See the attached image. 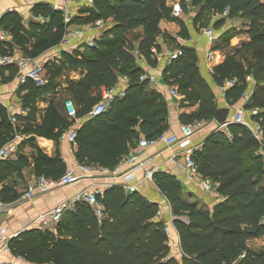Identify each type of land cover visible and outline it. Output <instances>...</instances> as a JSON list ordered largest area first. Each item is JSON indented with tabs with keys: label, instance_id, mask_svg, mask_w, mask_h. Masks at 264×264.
I'll return each mask as SVG.
<instances>
[{
	"label": "trees",
	"instance_id": "16d2710c",
	"mask_svg": "<svg viewBox=\"0 0 264 264\" xmlns=\"http://www.w3.org/2000/svg\"><path fill=\"white\" fill-rule=\"evenodd\" d=\"M170 1L93 0L90 20L110 22L95 47H85L82 53L63 52L61 60L46 63V85L37 87L28 82L20 88L22 108L28 113L19 127L13 126L7 109L0 105V150L17 135L31 136L19 144L16 158L0 161V204L10 205L21 199L8 182L15 175L22 176L27 168L32 167L37 177L52 180L67 172L61 157L46 155L35 146L33 136L62 142L63 134L72 132L77 124L65 111L69 100L77 109V119L83 122L76 130L75 142V157L80 164L114 169L136 147L141 134L154 140L169 130L168 106L159 93L147 92L148 83L140 82L145 73L138 59L155 65L151 50L161 34L160 23L179 19L172 16ZM181 6L185 12L190 6L197 8L195 26L212 25L215 32L223 30L225 18L210 21L211 13L228 10L227 18L250 23V42L215 66L213 79L219 87L228 80H237L235 87L225 93L231 106L239 104L243 93L252 87L251 102L245 107L260 110L251 118L261 125L264 144V0H191L188 4L183 0ZM34 14L44 20H33L26 26L16 12L2 17L0 29L9 33L12 41H0V56L13 55L19 48L25 57L37 60L61 45L67 31L63 13L42 4L34 8ZM139 27L142 33H137ZM180 34L190 39L184 24ZM230 34H221L215 51L229 48L233 38ZM243 54L250 59H240ZM77 69L86 71L79 81H61L66 70ZM17 72L10 67L9 79L4 81L13 80ZM121 76L130 80L126 96L113 99L103 114L92 117L93 108L102 102L103 91L117 85ZM163 76L165 83L178 86L182 108L197 106L191 114L180 115L182 124L214 120L218 109L215 95L200 73L192 48L184 47L183 55L165 67ZM249 77L255 81L254 86L247 81ZM56 94L62 95L39 116V100ZM26 146L32 147L30 155L24 154ZM260 148L247 128L235 124L228 127V135L218 132L194 152L200 174L216 184L224 198L212 213L185 203L174 177L154 175V184L169 199L176 216L173 225L180 236L182 262L170 257L166 224L157 217L158 204L139 193L128 194L119 185L98 196L104 207L102 220L91 207L79 204L64 215L55 231L33 229L11 240V255L25 259L27 264H264V250L255 252L249 247V242L264 237V164L257 154ZM243 254L245 258L240 259Z\"/></svg>",
	"mask_w": 264,
	"mask_h": 264
},
{
	"label": "crops",
	"instance_id": "0c3cea01",
	"mask_svg": "<svg viewBox=\"0 0 264 264\" xmlns=\"http://www.w3.org/2000/svg\"><path fill=\"white\" fill-rule=\"evenodd\" d=\"M182 1L183 0H171L169 4L173 8L176 3L181 4ZM184 1H186V4H188V2H190L191 0ZM42 4L49 5L54 10L61 11L62 13L63 10L67 9L69 14L72 16L71 23L68 27L69 30L72 32L82 33V35H80L79 37L71 38L68 48L72 49L73 52L79 51L82 53L85 47H87V43L92 40L95 42L98 41L102 36L103 31L107 27L106 25L104 29L98 28L96 26V23L99 20L96 22L90 20V9L92 8L91 6L93 3H88L87 0H0V20L5 14L9 12H16L22 16L25 25L28 26L29 23L34 20V8ZM197 15V8L190 6L188 7L187 12L182 11L177 21L161 22L159 25L161 34L158 36L156 44L151 50L153 54L152 61L155 65L148 64L145 59H138V65L140 68H142L144 73L156 77L158 79V82L160 83L159 86H154L151 83L147 82V92L159 93L168 106L170 126L166 134H176L181 136V126H184L186 124H182L179 121L180 115L184 113L191 114L196 110L197 106L192 108H182L181 102L183 100V96H181L180 93L178 97L171 96L169 90V86L171 85L165 83V78L163 76L164 69L167 66V58L160 56L162 51H164L165 49H170L173 51L178 49L182 45L192 48L195 51L197 57V66L200 70V73L213 90L218 107H230L233 110V116L235 114V110L243 106V100L235 106L229 105L226 99V92L223 91L221 87L217 86L214 82L213 69L215 66L222 64L228 56L233 55L245 44H248L250 42V23L244 21L241 18L229 19L226 17L223 27L224 32L230 31L231 28H236V26H240L241 30L237 29L238 32H236V35L230 40L229 48H227L225 51H215L214 48L217 46L219 39L215 45H211L208 43V39L203 36V33L200 37L197 36L195 26V19ZM106 23H108V26L110 25V22ZM182 24L187 27L190 34V39L187 40V42H181L176 39L177 37H181L183 40H186L180 34ZM235 24H239V26ZM1 31L3 30L0 29V32ZM221 34L222 33H220L219 37L221 36ZM7 35V42H11L12 37L9 33H7ZM203 38H206V41H204ZM210 45L212 47H210ZM63 49L64 48L59 47L53 49L37 59V61H43L44 63H47L50 61L61 60ZM211 49L214 50L215 53H217V57L214 62L208 61V53L209 51H211ZM14 54L17 57H25L23 52L19 48L14 49ZM135 55L137 58L139 57V53L137 50L135 51ZM85 74L86 71L82 69L71 71L66 70V73L62 77L61 81L63 83H66L68 81L76 82L79 81ZM9 76L10 67H8L4 71V79H9ZM4 79L2 84L0 85V97L4 102L3 107L6 106L7 108H9L11 114L18 116L19 110L22 108L21 95L23 94L19 92L20 86L18 83V72L13 80L4 81ZM254 83L255 81L253 80V83L251 85L254 86ZM173 86L178 88L177 85ZM129 87L130 81H125L124 76H121L119 78V83L115 85L116 93H127ZM250 90H252V87L250 88ZM105 92L106 91L104 90L101 101L105 102L108 108L110 103L112 102V99L106 97ZM61 95L62 94L47 95L40 99L38 102V107L40 109L39 116H41V113L44 112V110L52 100L59 99ZM250 118L251 116L248 115L247 119L249 120ZM82 123V120H79L74 126L73 131L79 129L82 126ZM221 126L222 125H218L215 120L202 122L201 128L195 130V133L191 138L192 148L195 149V151L199 150L200 148H202L206 139L212 137L213 135H216L218 132H223L228 135L227 131L222 129ZM141 136L145 137V135L142 134ZM33 137L35 139V146L42 150L46 155L50 157H61V159L67 166V170L70 168H75L79 164L75 157V153L77 150L76 144L71 143L69 140H62V142L60 143H55L51 140L38 136ZM30 138L31 136L29 138L23 136L21 142L27 141ZM23 151L24 154L30 155L32 153V147L26 146ZM262 151L263 150H261L260 148L257 154L262 156L264 161V154L262 155ZM181 154L182 151L176 146L173 148H168L163 143H158L151 146L143 153L139 161L144 163L145 166L136 171L137 179L135 180V183H137L138 186V193L148 201L158 204L159 210H161L163 214V216L159 218V220L165 222L166 226L172 225L176 216L173 214L172 205L169 199L160 192L155 184L145 179V173L148 169L157 167L162 170L161 174H166L174 177L182 188L181 196L183 201L187 204L195 205L201 211L212 213L215 207L224 200V198H222L217 192L218 186L216 184L214 191L207 193L201 187H198L188 181L181 167V163L183 162L182 158H178L177 162L173 161V158L175 156ZM16 155L12 158H16ZM128 169L129 167L127 165L123 166L124 171ZM36 178L37 176L34 173L33 168L30 167L23 170L22 176L19 177L15 175L8 182V185H10L12 188L14 187L16 191L22 196L21 199H23L29 185L33 181H35ZM117 185H123V180H113L110 178L86 179L83 182L76 184L75 186L55 190L47 195H37L32 200H24L9 208L8 211L1 212L0 226L2 229L6 230V234L8 236L20 233L23 230L29 231L33 229H42L38 218L43 214L52 211L60 202L68 200L84 190L96 189L101 193H104L110 187ZM0 206L4 205L0 204ZM170 210L171 216H169ZM172 236L173 246L170 250V257L176 259V261L178 262H182V260L184 259V254L181 250V242L174 232ZM249 247L255 252L263 251L264 237L252 240L251 242H249ZM0 258L13 264H27L6 254H1Z\"/></svg>",
	"mask_w": 264,
	"mask_h": 264
},
{
	"label": "built area",
	"instance_id": "2783aa9c",
	"mask_svg": "<svg viewBox=\"0 0 264 264\" xmlns=\"http://www.w3.org/2000/svg\"><path fill=\"white\" fill-rule=\"evenodd\" d=\"M88 3H93V0H87ZM183 9L180 3H176L173 6V12L172 16L176 19H178L182 13ZM229 11H224L223 14H217L214 16L212 21H215L217 18H226L228 17ZM63 16H64V23L67 26V31L65 36L63 37V40L61 42V45L59 48H64L63 52L67 54H73V50L68 48L71 38L72 37H79L82 35L81 32H72L69 30V25L71 23V15L69 14L68 10H63ZM44 19L42 17H34V21H43ZM107 25V23L103 20H99L96 23V26L98 28H103ZM203 36L208 39V43L211 45H215L219 39V35L213 30L212 27H207L203 30ZM177 40L181 42H187V40H183L181 37H177ZM0 41L1 42H7L8 41V35L6 32L1 31L0 32ZM96 42L95 41H89L87 43V47L94 48ZM186 47L185 45L180 46L176 50H170L165 49L161 53V57L167 58V66H169L173 61L179 59L183 55V48ZM217 53H215L214 50L211 49L208 53V61L214 62L216 60ZM46 63L43 61H37L35 59L27 58V57H17L15 54L13 55H6V56H0V85L3 82L4 79V71L8 67H14L18 71V83L20 88L24 85H26L28 82L34 83L37 87H43L48 83L47 78V72H46ZM124 80L129 82V78L127 76H124ZM247 81L249 83H253L252 78H247ZM140 82L142 83H151L154 86H159L160 83L158 82V79L154 76H150L148 74H143L140 77ZM237 84V80H228L224 83V85L221 87L223 91H228L235 87ZM170 94L172 97H178L179 91L178 88L175 86H169ZM106 97L110 99L115 98H124L126 96V92L116 93L115 86L107 90L105 92ZM252 98V90H249L242 95L243 99V106L237 108L235 110V114L231 117L229 123L222 125L221 128L226 130L228 133V127L231 125H241L247 128L255 137V139L259 142L261 146V150L264 151V144L262 143L263 139V130L261 125L258 122H255L250 118L247 119V116H257L260 112L259 109H253V110H247L246 105L251 102ZM0 105L4 106V102L2 101V98L0 97ZM5 108L8 111L11 123L15 128L19 127L20 120L27 116V110L24 108H21L19 110L18 116L11 114L9 108L5 106ZM107 110V104L105 102H100L97 104L92 112L91 116L96 117L101 114H103ZM65 111L71 119H75L76 123L79 121L77 119V109L72 101L65 102ZM202 123H195L193 125H184L181 126V136L176 134H163L157 139L154 140H148L145 137H140L139 143L136 145V147L132 148L128 155L124 156L120 163L114 168L110 169L101 165L97 164H78L75 168H70L67 170V172L58 180H52L50 178H47L45 176L37 177L35 181H33L24 196V198L32 197L35 195H47L52 193L55 190L64 189L66 187L75 186L76 184H79L83 182L86 179H96V178H110L113 180L122 179L123 185H121L124 190L128 194H134L138 193V186L137 183H135L136 177V171L142 167L145 166L144 163L139 161L140 157L143 155V153L150 148L153 145H156L158 143H163L168 148L178 147L181 151V155H177L173 158V161L177 162L178 158H182L181 167L183 169V172L188 179L189 182L193 183L194 185L201 187L204 191L207 193H210L214 191L215 184L209 180L204 178L200 172L198 165L195 163L193 159V155L195 152V149L192 148V142L191 138L193 137L195 130L198 128H201ZM77 132L72 131L63 134L62 140H69L71 143L75 144L77 140ZM23 136L17 135L14 141L7 144L5 147H3L0 150V160L9 159L15 156L19 151V144L22 141ZM262 151V155L264 152ZM264 164V161H263ZM127 165L129 167L128 170L124 171L123 166ZM162 173V170L160 168L154 167L152 169H148L145 173V179L151 181L154 184V175ZM156 186V185H155ZM45 192V193H44ZM42 193V194H41ZM102 193L99 190H84L72 198L62 201L59 204L56 205V207L46 213L43 214L38 218V221L41 224V227L45 231L53 232L55 231L56 227L61 223L64 215L68 212H73L77 205L79 204H86L89 207H91L98 217L99 220H102L103 218V211L104 207L103 205L98 201V196ZM34 197L27 199L32 200ZM152 203L151 201H149ZM163 216L162 211L159 210L157 213V217L161 218ZM169 216H171V210L169 212ZM172 224V222H171ZM26 230H23L20 233L10 235L8 236L6 234V230L2 229L0 227V254H6L11 255V248H10V241L18 238L22 233H25ZM165 235L168 237V246L170 247V250L173 246V232L176 234L178 239L180 240V236L174 225L166 226L164 229ZM181 242V241H180ZM245 258V254L241 255L240 259ZM17 260H20L24 263H26L25 259L18 257ZM0 264H13L8 261H5L0 258Z\"/></svg>",
	"mask_w": 264,
	"mask_h": 264
},
{
	"label": "water",
	"instance_id": "95a60500",
	"mask_svg": "<svg viewBox=\"0 0 264 264\" xmlns=\"http://www.w3.org/2000/svg\"><path fill=\"white\" fill-rule=\"evenodd\" d=\"M232 111L233 110L230 107H218V109L215 112V116H214L215 122L218 125H225V124L229 123L230 118L232 117ZM38 195H40V194H38ZM35 196H37V195H35ZM35 196H32V197H35ZM32 197L23 198V199L19 200L18 202L14 203L13 205L0 206V213L1 212H6L12 206H14V205H16V204H18V203H20V202H22L24 200L30 199Z\"/></svg>",
	"mask_w": 264,
	"mask_h": 264
},
{
	"label": "rangeland",
	"instance_id": "374dc122",
	"mask_svg": "<svg viewBox=\"0 0 264 264\" xmlns=\"http://www.w3.org/2000/svg\"><path fill=\"white\" fill-rule=\"evenodd\" d=\"M198 11V10H197ZM205 15H210V13H207V14H205ZM214 16L215 15H212V13H211V15L209 16V18H210V21H211V19H213L214 18ZM212 17V18H211ZM234 24V23H233ZM211 25V24H210ZM235 25H238L239 26V24H235ZM212 26V25H211ZM210 26V27H211ZM205 28H207V26H204L203 24H201V25H199V26H197L196 27V33H197V36H201V34L203 33V30L205 29ZM234 29V30H233ZM237 29H239V30H241V27L239 26V27H237L236 26V28H231L230 29V32H231V34L230 35H233V37L236 35V32H238V30ZM136 31H137V33H142L144 30H143V28L142 27H139V28H137L136 29ZM224 31L223 30H219L218 32H216L218 35H220V33H223ZM204 39V41H206V38H203ZM220 44V39H219V42H218V44L217 45H219ZM210 47H212L211 45H210ZM249 58L250 59V56L248 55V54H243V56H242V58H240V59H242V60H245V58ZM245 62V64H247V61H244ZM1 227V226H0ZM1 255V254H0ZM10 255V254H9ZM11 257H13L12 255H10Z\"/></svg>",
	"mask_w": 264,
	"mask_h": 264
}]
</instances>
